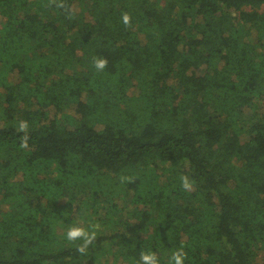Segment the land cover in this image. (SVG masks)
<instances>
[{"label":"trees","instance_id":"1","mask_svg":"<svg viewBox=\"0 0 264 264\" xmlns=\"http://www.w3.org/2000/svg\"><path fill=\"white\" fill-rule=\"evenodd\" d=\"M64 3L0 0V264H264V0Z\"/></svg>","mask_w":264,"mask_h":264},{"label":"clouds","instance_id":"2","mask_svg":"<svg viewBox=\"0 0 264 264\" xmlns=\"http://www.w3.org/2000/svg\"><path fill=\"white\" fill-rule=\"evenodd\" d=\"M50 3H55L57 8H64L66 11L67 8L64 0H50ZM122 23L126 27L131 26V15L128 12H123L121 16ZM93 65L97 71H103L107 65L108 60L105 57H95L93 59ZM29 123L27 120H21L18 122L17 131L23 133L20 137L21 148H27L29 146L30 134H29ZM124 179L131 178H121ZM195 181L191 179L188 175H183L181 177V187L185 191H190L194 186ZM99 228L98 224H90L88 227H85L83 224H73L68 227L67 231L64 233V238L76 246V251L81 255L87 253L88 248L96 239V230ZM187 258V253L184 251L183 246L176 249L172 252L169 257L168 264H185ZM138 264H161L160 259L156 252L154 251H141Z\"/></svg>","mask_w":264,"mask_h":264},{"label":"rangeland","instance_id":"3","mask_svg":"<svg viewBox=\"0 0 264 264\" xmlns=\"http://www.w3.org/2000/svg\"><path fill=\"white\" fill-rule=\"evenodd\" d=\"M85 5L82 6V8L78 5L76 6L77 11L76 13H74L73 18L75 20H77L79 22L80 25H82L84 23V21L89 17V0H84ZM52 17V15H51ZM76 68L78 70H82L83 73L87 74L90 72V70L92 69V65L90 62L86 63L85 65L79 64L77 63ZM130 92L134 93L136 92L135 88L130 89ZM69 101V100H68ZM13 112L12 110H9L7 112V115H11ZM245 114L247 116H250L253 114L251 109H246L245 110ZM160 172H162V169L160 170ZM169 177L168 175L163 174L161 181H168ZM92 187L91 185H81V188H71L68 191V196H66V198L64 199V201H62V206H64L65 208H67L68 210H71L73 212V216H78L79 214V221H82L84 218V213L85 211H79V208L83 206V204H86L85 202L87 201L86 197H87V193H92ZM73 193H74V197H73ZM29 198L31 197L28 196ZM128 199H131V196L128 197ZM90 201V200H89ZM117 201L120 203L121 206L124 205L125 201L119 196L117 197ZM92 202V201H91ZM92 204V203H91ZM103 210V209H102ZM89 212V211H88ZM83 215V216H81Z\"/></svg>","mask_w":264,"mask_h":264}]
</instances>
